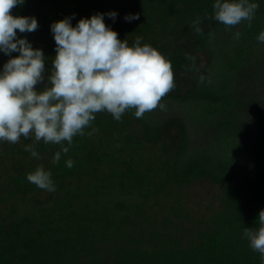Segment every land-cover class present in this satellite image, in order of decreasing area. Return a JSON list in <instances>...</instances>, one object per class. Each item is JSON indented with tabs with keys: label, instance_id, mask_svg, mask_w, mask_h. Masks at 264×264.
<instances>
[{
	"label": "trees",
	"instance_id": "obj_1",
	"mask_svg": "<svg viewBox=\"0 0 264 264\" xmlns=\"http://www.w3.org/2000/svg\"><path fill=\"white\" fill-rule=\"evenodd\" d=\"M213 2L25 0L10 11L35 16L38 28L17 30V35L43 50L50 71L53 21L71 16L75 25L81 17L114 10L115 20L105 16L104 21L119 39L140 36L171 61L174 87L162 98L220 100L210 89L208 68L215 54L212 35L226 25L212 18ZM257 2L256 13L264 16V0ZM130 13L139 18L125 21ZM8 58L0 53V67ZM240 91L232 104L245 105L252 122L263 125L264 101L245 100ZM133 112L127 110L119 121L96 113L56 164L52 156L59 144L33 145L37 159L24 150L32 145L31 137L0 142V264H260V254L242 233L244 227L258 226V212L264 209V163L240 174H220L194 163L182 173L189 141L184 122L171 117L154 125ZM228 148L225 154L235 160ZM260 149L262 154V144ZM37 166L50 170L54 192L27 181L26 174ZM206 179L222 186L220 204L204 209L199 204L194 210L183 200L186 189Z\"/></svg>",
	"mask_w": 264,
	"mask_h": 264
},
{
	"label": "clouds",
	"instance_id": "obj_2",
	"mask_svg": "<svg viewBox=\"0 0 264 264\" xmlns=\"http://www.w3.org/2000/svg\"><path fill=\"white\" fill-rule=\"evenodd\" d=\"M24 3L0 0V53L9 56L0 67V142L14 144L21 137H31L32 145H25L24 150L37 159L39 153L33 145L40 141L59 144L52 156L56 164L62 153H68L73 137L84 135L96 113L107 112L119 121L129 109L141 118L158 105L165 107L160 101L174 87L171 61L140 36L131 41L119 39L117 31L104 21L105 16L114 21L116 11L81 17L75 25L71 16L53 21L50 31L55 55L49 71L43 50L17 35V30L30 33L39 26L33 15L11 13ZM258 7L257 0H214L212 18L234 26L242 20L250 22ZM138 18L135 13L123 17L128 22ZM198 25L199 18L194 21L197 33L201 31ZM239 36L234 33V39ZM257 40L264 42V30ZM13 52L18 55L11 56ZM65 163L68 168L73 166L71 158ZM26 179L40 189L55 191L50 170L42 166L27 173ZM257 219L258 226L244 227L242 235L264 264V209Z\"/></svg>",
	"mask_w": 264,
	"mask_h": 264
},
{
	"label": "rangeland",
	"instance_id": "obj_3",
	"mask_svg": "<svg viewBox=\"0 0 264 264\" xmlns=\"http://www.w3.org/2000/svg\"><path fill=\"white\" fill-rule=\"evenodd\" d=\"M262 30L264 16L255 12L250 22L242 20L237 25L223 26L213 33L211 47L215 54L209 63L208 82L211 91L220 100L183 101L167 96L160 101L165 106L163 109L158 105L144 113L154 125H160L171 117H178L184 122L189 141L187 152L180 161L182 173L194 163L208 165L220 174H240L263 166L260 149L262 125L252 122L245 105L237 106L231 101L237 100L240 90L245 100L253 96L257 102L264 101V42L257 40ZM236 32L240 33L238 39H234ZM207 58L204 64L208 62ZM203 84L200 87L203 88ZM227 148L235 152V160L225 154ZM221 187L209 179L196 181L186 189L188 196H184L183 200L190 202L194 210L199 204L203 209L207 205L218 208ZM103 199L104 194L101 193L100 200Z\"/></svg>",
	"mask_w": 264,
	"mask_h": 264
},
{
	"label": "water",
	"instance_id": "obj_4",
	"mask_svg": "<svg viewBox=\"0 0 264 264\" xmlns=\"http://www.w3.org/2000/svg\"><path fill=\"white\" fill-rule=\"evenodd\" d=\"M261 144H262V154H263V161H264V123L261 130Z\"/></svg>",
	"mask_w": 264,
	"mask_h": 264
}]
</instances>
